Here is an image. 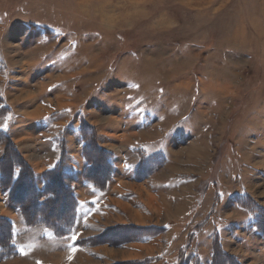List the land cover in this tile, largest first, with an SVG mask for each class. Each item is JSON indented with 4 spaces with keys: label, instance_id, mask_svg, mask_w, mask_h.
<instances>
[{
    "label": "rangeland",
    "instance_id": "rangeland-1",
    "mask_svg": "<svg viewBox=\"0 0 264 264\" xmlns=\"http://www.w3.org/2000/svg\"><path fill=\"white\" fill-rule=\"evenodd\" d=\"M142 62L156 74V82L162 88L174 87L173 81L167 82L163 77L167 71L171 70L172 76H183L180 81L188 88V100L181 103L183 113L195 103L193 89L199 77L202 88L199 109L191 116L198 110L219 112V123L215 124L218 126L210 133L214 139H219L215 154L221 159L228 151L227 155L235 158L234 165H228V171L223 169L221 173L225 181L220 182L223 192L227 194L228 189L239 191V187L245 185L248 190L237 192L235 200L238 195L246 194L264 207V0H0V159L6 148L17 147L19 150L18 143L13 141L4 125L13 123L28 109L40 116L37 119L20 118L26 122L20 127L22 139L38 140L32 142L33 151L47 147V144L51 146L56 137L58 158H65L69 155L67 134L77 132V140L82 139L83 145L85 138L91 142V158L95 165L104 169L102 175L107 174L104 188L97 187L93 180L82 175L85 181L91 182L90 187L86 184L89 194L92 193L88 194L84 206L77 205L75 222L65 235L78 234L75 264L127 261H135V264H195V260L201 263L199 242L201 249L206 251L208 239L197 238L204 230V221L185 229L184 223L180 222L184 210L175 216H166L161 211H153L151 206L146 209L144 205L147 195L158 203L171 197L168 195L172 190L168 188H165L166 192L161 191L159 197L151 193L147 180L152 174L155 183L161 184L171 179L167 174L177 171L187 173L189 177L199 175V166L165 167L169 163H179L178 157L191 156L192 151L188 144L169 138L167 148H178L180 152L176 157L164 153L166 148L161 144L167 135L164 137L161 128H170L174 116L170 115L168 122L158 123L154 129L144 131L140 128L144 120L141 108L147 110L145 104L151 97L147 93H152L151 89L140 93L141 105L123 106L126 97L136 95L139 76L136 74L142 68L134 71ZM201 78L207 84L202 83ZM147 87L145 83L144 88ZM227 91L229 94L226 95ZM177 92H173L171 99L180 98ZM134 95L129 102L133 101ZM165 99L166 103L176 102L166 95ZM59 116L63 117L56 120ZM195 116L191 120L194 126L197 125ZM73 117L79 120L77 130L72 127ZM27 125L31 127L29 131L25 130ZM227 134L231 148L223 147ZM6 135L12 143L5 141ZM249 135L252 144L246 149ZM186 141L188 143V139ZM47 149L54 152L51 147ZM77 149L73 155L79 158ZM244 151L247 157L250 152L251 165L242 163L239 156ZM259 153L263 157L261 163L256 161ZM21 156L24 155L21 153ZM138 162L141 168L134 176L133 165ZM88 166L87 162L81 166L84 174ZM220 167L221 163L217 162L212 168ZM70 171L68 169V173ZM233 172L236 173L234 177L240 179L236 183L231 180ZM173 182L171 180L170 184ZM199 185L198 178L194 192L199 190ZM184 189L183 202L188 205L192 201L188 196L191 184L184 185ZM182 191H178V196ZM6 195L9 199L8 193ZM219 200L220 197L215 198L216 206ZM238 205L243 210L242 215L243 212L251 215L252 229L264 237L256 228L258 216ZM11 213L0 209V241L9 242L12 252V255L0 256V260L25 255L24 246L12 241L9 221L12 225L13 221L6 215ZM20 216L26 225L35 226L27 221L21 210ZM166 220L174 221L175 228L170 226L173 222ZM120 224L158 229L154 230L155 234L140 240L88 243V238ZM36 225H44L52 231L51 235L60 236L44 223ZM211 231L214 236L218 233L221 239L216 229ZM232 231L234 233L235 229ZM232 235L226 233L225 240H233ZM47 243L43 249L39 248L42 258L12 261L13 264L72 263L64 259L60 250L49 255L48 248L56 245ZM263 244H258L253 251L257 254ZM221 248L224 251L221 259L227 260V253L239 260L236 254Z\"/></svg>",
    "mask_w": 264,
    "mask_h": 264
},
{
    "label": "crops",
    "instance_id": "crops-1",
    "mask_svg": "<svg viewBox=\"0 0 264 264\" xmlns=\"http://www.w3.org/2000/svg\"><path fill=\"white\" fill-rule=\"evenodd\" d=\"M133 54H137L133 51ZM141 57L145 58L144 55ZM141 57H138L137 59L140 60ZM150 59V57H148ZM140 63V62H138ZM169 64V63H168ZM134 72H136L138 69L142 70L138 72L139 75L137 76L136 82V91L135 94H131L128 97L125 98V101L123 102V106L128 107V104L132 107L135 106L137 103L138 105H141L143 101H141L140 93L144 90L151 89L152 93H147V95H151L148 102L145 104L147 107V110H145V107H142V117L144 118L143 122L140 123V128L148 131V129H154L157 127L158 123H166L168 122L169 116H174V120L170 121L172 126L170 128H161V130H164V137L167 135L166 138H163L164 141L161 144L166 148V151L164 153H167L170 157L172 155L176 154L179 155L178 151L179 149H173L172 147L167 148L168 139L174 138L179 141L184 142V144H188V147L192 149V151L189 153L191 156L186 157L188 158L186 162L181 163L184 159L182 157H178L179 163H169L171 160H169V164L165 165V167L170 168L173 165L180 166L181 164H188L193 166H199V175H193L189 177L187 173L183 172H175L176 174H167L171 176L170 180H166L161 184L155 183V178L152 176L147 180L151 187V193L157 197L161 195L162 192H166L165 188H168V190H172L170 195V198H165V202H156L154 201L149 195H147V199L145 201L144 199V205L146 209H150L149 206H151V209L153 211H161L166 216H175L179 214L181 211L184 210V213L181 215L183 216L182 219H180V222L184 223L185 229L194 226L198 222L204 221L205 224L203 226V232L201 235L197 236L199 239L201 237L207 238L208 242L206 243V251H203L201 249V244L199 242V255L201 259V264H211L212 258H213V239L214 235L211 230L214 231L216 229L220 233V241L221 245L228 249L230 252L237 255V258L241 262V264H264V237H261L255 229H252L251 225V215L249 213H244L242 215L241 206H239L237 200H235V194L237 192H245L248 190L245 185H241L239 187V191H234L231 189H228V193H224L221 183H225V181L221 178V173L224 170L228 171L227 166L228 165H234L233 163V156L227 155L229 152H226V155L223 156L221 159L217 157L216 150L218 149V140L214 139L213 135H210L213 130L216 129V127L219 123V112H212V111H204V110H198L196 114L194 113L193 116H191V113L197 109H199V93H201L202 88L199 87L200 79L199 77L196 79V83L193 89L194 97H196L193 107L190 109H186V112H182L183 103L186 102L188 99V88L185 86L186 84L181 80L183 76H172L171 70L167 71V75L165 74L163 77L167 82L173 81V86L171 88H162L161 86H158L157 76L153 72L150 71L149 68L145 67V62H142L140 66L136 67ZM144 68V69H143ZM85 72V71H83ZM133 72V73H134ZM75 75V74H74ZM135 75V74H134ZM83 80H85V74L82 77ZM170 78V79H168ZM130 80V79H129ZM127 81V83L129 82ZM205 80V79H204ZM203 78H201L202 83L205 81ZM132 81V80H131ZM161 81V80H158ZM163 81V80H162ZM145 83L147 84V88L145 87ZM156 84V88H155ZM160 84H165V82H160ZM168 84V83H166ZM51 85V84H50ZM169 85V84H168ZM130 86V85H129ZM53 88V86H51ZM184 89V90H183ZM59 89L56 91L58 92ZM174 91H178L181 96L178 99H171L172 94H174ZM182 93H181V92ZM185 91V92H184ZM229 94L227 91L226 95ZM134 95V99L132 102H129V98ZM166 97H168L171 100H175L176 102L166 103L164 100ZM31 97V96H30ZM136 97V98H135ZM164 101V104L162 106V102ZM180 102V105L177 103ZM182 103V104H181ZM89 104L91 105V102L89 101ZM151 104V106H149ZM188 104V103H187ZM215 104V103H214ZM217 105V104H215ZM191 106V105H190ZM184 109V108H183ZM23 112V116L19 115L16 118L13 123H9L7 129L11 133V138L13 141L18 143L19 151L24 155L23 157L26 159V161L33 167V169L36 172V183L39 188L44 187V181L41 177L42 171H45L47 169L52 168L56 163L58 158V152H56V145L58 143V140L56 137H54V140L49 146L47 143V147L44 146L39 148L38 150H34L35 148L32 145L36 143L38 140H23L22 139V133L20 130V127L22 125L26 124V122H22L20 118L28 119V118H35L37 119L36 114H34L36 111L33 112V110H28ZM69 110V109H68ZM208 114V118H207ZM196 115V116H195ZM196 117V126H194L191 122L192 117ZM40 117V116H38ZM63 116L56 117V120L60 119ZM35 122V120H34ZM67 122H65L66 124ZM79 124V120H76L74 117L72 119V127L73 130H77V125ZM118 126H120L119 122H116ZM163 127V125H162ZM30 125H27L25 127L26 131H29ZM77 132H71L67 134L68 140L66 142V149L69 152V155L66 156L65 162H66V174L64 177L65 184L72 187L74 190V193L78 199V207L84 206L86 199L88 198V189L90 187L91 182L85 181L84 177V168L81 170V168L86 165L87 160L84 157L83 154V140H77ZM57 133H55V136ZM70 136V138H69ZM180 137H186V138H180ZM261 138V137H259ZM162 139V140H163ZM188 139V143L187 140ZM251 137L246 138V144L245 148L250 149L251 148ZM1 145V144H0ZM156 146V145H154ZM160 146V145H159ZM161 146V147H162ZM227 146L226 148H231V146H228V134L226 137V140L223 143V147ZM51 147V149L54 152L49 151L47 148ZM163 147V148H164ZM233 147V146H232ZM4 148V147H2ZM78 148V149H77ZM77 149L79 151V158L77 156H74L73 152ZM2 149H0L1 153ZM170 151H172V154H170ZM44 152V153H43ZM232 152V151H231ZM234 152V151H233ZM2 155V154H0ZM259 155V160H256L258 163H261L262 161V155L261 153ZM1 157V156H0ZM174 157V158H175ZM241 161L244 164L251 165L252 157L249 152V157L245 155V151L241 154ZM235 159V158H234ZM116 161V160H115ZM217 162L221 163V167L219 169L212 168L213 166L217 165ZM118 164L117 162H115ZM88 164V162H87ZM82 166V167H81ZM134 172L133 175L136 176L137 172L141 168V164L135 163L133 165ZM68 169H71L70 173H68ZM198 169V168H197ZM218 171V174L215 172ZM41 173V174H40ZM118 173V172H117ZM187 174V175H186ZM190 174V173H189ZM235 172H233L231 177V180L233 183H236L238 180L236 177H234ZM40 175V176H39ZM83 175V177H82ZM193 175V177H192ZM199 178V190L194 192V188H196V183ZM180 179V180H178ZM195 179V180H193ZM205 179V180H204ZM173 180L174 182L170 184V181ZM221 182V183H220ZM86 183H89V187ZM148 183L146 187L149 189ZM191 184L192 190H190L189 195L191 196V203L184 204V194H186V190L184 189V185ZM180 186V187H179ZM93 187V186H92ZM228 188V187H227ZM183 190L181 193H179L180 196H178V191ZM97 192V191H96ZM194 192V194H192ZM92 193V191H91ZM90 193V194H91ZM7 194V193H6ZM5 194L4 190L2 189L0 185V209L1 210H7L11 211V214L8 215L11 220L13 221V241H15L18 245H23L25 248V252L27 254L20 255V256H10L4 259L0 260V264H13L12 261H21V260H28L33 259L34 261H37L38 259L42 258L43 255L41 253L43 246L47 242H53L55 247H49L46 251L49 253V255L59 253V250L62 252L64 259L71 260V264H75V251H72V247H77V243L75 245V241H72L69 239L70 236L65 237H56L55 235H51L52 231L44 226V225H35V226H28L26 225L21 216H20V209L18 206L14 205L11 206V202H9V199L7 198V195ZM89 194V196H90ZM220 197V200L217 204V206L214 204L215 198ZM235 197V198H234ZM90 200V199H88ZM177 200H180L181 202L177 203ZM174 210H178V212H175ZM180 217V216H179ZM178 217V218H179ZM177 219V218H176ZM166 222H169L166 220ZM173 222V223H171ZM169 223L171 228H175L174 221H170ZM169 227V225H167ZM235 229V232L233 233L232 229ZM241 232V233H240ZM226 233L233 234V240L226 238ZM203 241V240H201ZM48 244V243H47ZM258 244H263V247H259V251L257 254L253 251L257 248ZM26 246H28L29 249H27ZM39 248H42L41 251ZM47 248V247H46ZM230 248V249H229ZM248 250L252 252H248ZM253 254V255H252ZM255 256L256 258H253ZM27 262V261H26ZM263 262V263H262ZM35 263V262H34Z\"/></svg>",
    "mask_w": 264,
    "mask_h": 264
},
{
    "label": "trees",
    "instance_id": "trees-1",
    "mask_svg": "<svg viewBox=\"0 0 264 264\" xmlns=\"http://www.w3.org/2000/svg\"><path fill=\"white\" fill-rule=\"evenodd\" d=\"M8 136L6 135L5 141L12 143ZM90 144L91 142L85 138L83 154L89 166L84 175L85 178L93 180L97 187L104 188L107 174L105 172L102 175V170L104 169L101 168V165H95L94 159L91 158L89 153ZM65 164L64 157H60L54 167L45 170L42 174L44 187L40 189L36 183L35 170L21 156L17 147L14 149L11 147L6 148L4 156L0 159V185L8 193L9 200L20 207L22 215H25L29 223H32V225L44 223L53 228L55 233L60 236H65L70 232L69 229L73 226L76 219L78 205V199L73 188L66 185L64 181L66 174ZM237 201L240 205L248 208L252 214L258 216L256 228L264 235V207L254 203L252 198L246 194L238 195ZM9 224V231L13 241V225L10 221ZM156 229L158 228L154 226L120 224L106 229L99 236L95 235L88 238L87 241L90 244L100 242L123 243L129 240H140L143 237H149L156 233L154 231ZM8 246L9 242L0 241V256L12 255L11 248ZM221 247V241L217 233L213 239L211 264H241L235 256L227 253L225 254L227 260L221 259V254L224 252ZM195 261L199 262L198 260ZM197 262L195 264H198ZM135 263V261H127L119 264ZM199 264L201 263L199 262Z\"/></svg>",
    "mask_w": 264,
    "mask_h": 264
},
{
    "label": "snow or ice",
    "instance_id": "snow-or-ice-1",
    "mask_svg": "<svg viewBox=\"0 0 264 264\" xmlns=\"http://www.w3.org/2000/svg\"><path fill=\"white\" fill-rule=\"evenodd\" d=\"M70 111V110H69ZM8 127V125L7 124H5L4 125V128L6 129ZM69 239L70 240H72V241H75V240H77L78 239V234H76V233H73L70 237H69ZM77 249L73 246L72 247V251L74 252V251H76ZM21 251L22 252H24V250L23 249H21ZM24 254H27L26 252H24Z\"/></svg>",
    "mask_w": 264,
    "mask_h": 264
},
{
    "label": "bare ground",
    "instance_id": "bare-ground-1",
    "mask_svg": "<svg viewBox=\"0 0 264 264\" xmlns=\"http://www.w3.org/2000/svg\"><path fill=\"white\" fill-rule=\"evenodd\" d=\"M35 114H36V112H35Z\"/></svg>",
    "mask_w": 264,
    "mask_h": 264
}]
</instances>
